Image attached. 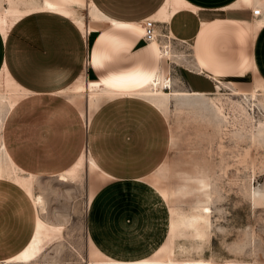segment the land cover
<instances>
[{
  "label": "rangeland",
  "instance_id": "rangeland-1",
  "mask_svg": "<svg viewBox=\"0 0 264 264\" xmlns=\"http://www.w3.org/2000/svg\"><path fill=\"white\" fill-rule=\"evenodd\" d=\"M81 12L86 14L84 9ZM33 18L45 33L40 30L38 36L33 31L26 40L25 62L21 58L23 48L18 47L14 63L33 83L31 87L41 93L34 100H24L7 115L0 136L16 162L37 173L34 194L44 195L46 203L44 209L35 206L15 181L0 179V264H89L87 260L96 257L98 247L89 235L87 202L114 178L85 166L75 179L59 180V173L82 150H91L101 167L119 178L146 176L165 162L164 176L153 183L159 189L187 184L191 192L180 200L172 197V205L185 211L193 205L211 207L210 240L197 249L187 238H177L175 255L179 259L203 258V264H264V95L244 100L231 93L232 85H221L210 96L219 97L224 105L229 115L224 124L209 103L202 108L188 105L181 111L172 103L166 117L137 98L104 100L91 117L81 116L79 107L86 108V99L73 96V104L68 99L70 93L58 90L87 70L88 50L91 53L96 33L92 32L86 43L69 18L49 12L36 13ZM123 25L141 34L135 24ZM244 55L240 54L239 60ZM142 60L126 55V78L144 75L139 64ZM98 72L101 76L107 71ZM174 77L185 86L180 71L174 70ZM254 83L255 76L252 85L234 87L248 92ZM201 175L208 180L209 198L195 187ZM146 178L142 179L150 183L151 177ZM149 188L139 208L142 212L135 215V229L111 231L106 227L103 231L111 256L138 259L164 242L169 231L165 213L169 204L154 187ZM37 213L50 223L62 224L61 236L29 263L7 262V257L29 241Z\"/></svg>",
  "mask_w": 264,
  "mask_h": 264
},
{
  "label": "bare ground",
  "instance_id": "bare-ground-1",
  "mask_svg": "<svg viewBox=\"0 0 264 264\" xmlns=\"http://www.w3.org/2000/svg\"><path fill=\"white\" fill-rule=\"evenodd\" d=\"M252 1L257 4L253 10L260 9L263 12V16H255L254 20L251 19L252 21L250 22L243 21L239 23V29H241L238 33L239 40L244 38V33H249L252 36H255L256 32L264 25V0H238L232 5H240L242 3L251 5ZM183 8L193 10L198 9L197 6L193 5L188 0H165L159 9L150 17L159 24H165L170 20L173 14ZM83 9L86 10V14L91 17L92 22H89L87 15L81 12ZM43 12L55 13L69 18L75 27L82 33L86 42L89 35L93 31H96V25L93 24L94 21L105 22L111 26L135 24L139 31H141V35L144 33L140 21H119L106 14L94 2V0H0V32L2 36L4 39H7L11 29L18 22L27 16ZM206 26V23L203 22V29H205ZM100 35L111 36V34H107L105 31ZM169 36H173L172 33H163L160 39H154L147 44L154 53L157 65L152 69L143 67L145 71L143 76L135 78L131 77L128 79L126 78V75L128 74L126 68L120 73L117 71H109L105 77H100L98 79L88 78L84 73L73 80L72 84L59 91L70 93V100L74 103L75 99L73 96L78 98L84 97L86 99V108H80L82 116L88 114L91 117L93 110L98 107L100 101L103 99L136 97L150 102L166 117L169 115L172 103H174L176 109L180 111L185 110L188 105L197 104L202 108L204 106L207 107V103H209L214 106V110L223 124L224 121H229V115L225 111V107L219 97L210 96L213 95V93L216 94L217 91L204 93L189 90L188 88L181 86L178 79L171 77L163 65L164 61L172 60L174 62L184 63L187 67L194 68L198 72H203L207 65L205 56H210V54H203L196 50L194 59L189 61L186 57H183L181 53L176 52L172 48ZM112 39L115 40V37L110 40ZM203 44L202 41L201 50L206 49ZM98 56L99 53H97L96 49H94L93 52L91 51V53L89 52L88 63L94 64L99 61L96 60ZM212 58L214 59V57ZM216 65H219V63L216 62ZM238 66V75H245L249 70L253 71L255 76L253 88L247 92L238 89L236 86L234 87L232 81H226L218 77V73H220L221 70L216 68L214 70V79H216L217 82L216 90L219 91L221 85H232L231 93L241 96L244 100H248V97L256 98L258 95H264V78L258 74L253 57L249 55L241 56ZM259 91L261 92L258 93ZM30 93H33V91L24 87L16 80L5 61L0 69V127H3L7 115L10 114L16 105ZM206 98L209 100L204 101ZM216 124L217 127L223 126V124ZM171 139L173 144L174 136H172ZM85 166H88L92 171L99 172L103 177H109L106 172L101 170L90 151L89 153H86L85 150H82L76 161L70 167L59 173V180L67 182L75 179L80 175V172ZM166 166L167 164L165 162L159 165L154 172L149 175L151 178L148 180L151 185L157 189L161 197L169 204V231L164 242L150 255L133 260L117 259L97 246L98 249L95 252L96 257L88 259L87 262H89V264H203L206 261L203 258L179 259L175 255L176 241L179 237L187 238L191 241L193 247L197 249L202 248L203 243L210 240L212 210L208 204H200L198 206L193 205L191 206L190 211L183 210L179 205H172L170 203L172 197H178V200H180L182 196L190 194L191 192L189 191L190 188L187 184L172 188L159 189L153 183L155 180L157 181L164 176V170L167 168ZM36 177L37 174L26 172L16 163L6 142L0 136V179L8 178L15 181L30 196L35 206L40 205V207L44 209L46 203L43 197L44 195L34 194V181L37 179ZM207 181L205 175L197 176L196 182L198 184H195V187L197 189H202L209 198L210 194H207L208 191L206 189L209 185ZM91 201L92 200L90 199L88 205H90ZM44 219L37 213L35 228L29 241L18 252L7 257L5 259L7 262L29 263L35 260L45 247L54 241V239L61 236L63 225L60 223H50Z\"/></svg>",
  "mask_w": 264,
  "mask_h": 264
},
{
  "label": "crops",
  "instance_id": "crops-1",
  "mask_svg": "<svg viewBox=\"0 0 264 264\" xmlns=\"http://www.w3.org/2000/svg\"><path fill=\"white\" fill-rule=\"evenodd\" d=\"M164 1L165 0H94V2L106 14L122 22H139L146 17H150L159 9ZM188 1L197 6L198 9H179L173 14L170 20L164 24V26L159 24V27H164L167 34L172 33L173 36H169L172 48L178 53L183 55L186 54L187 57L184 56L187 59L189 58V61L194 59L196 50L203 54H210V56H205L207 67L205 66L203 72H198L196 69L189 66L187 67V65L183 63H177L172 60H167L168 62L164 61L163 65L171 77H174V70H178L180 71L181 81L185 85L181 86L193 91L212 93L216 90L217 85L216 79H214V70L218 68L221 70V72L218 73L219 78L226 81H232L236 85H246L248 83L252 85L254 79V73L252 70L247 71L245 75H238L237 73L239 69V55L245 54L253 57L258 74L264 78V25L256 32L255 36H252L249 33H244V38L240 40L238 39V33L240 32L239 30H241L239 29V23L243 21L250 22L254 20L255 16H263L262 11L260 15L253 14V8L256 7L257 4L252 1L251 5H246L244 3L240 5H232L238 0ZM33 17L34 14L27 16L18 22L11 29L7 39H4L0 32V69L6 61L9 70L16 80L24 87L33 91V93L24 97L16 107L26 99H36L41 93L39 89L31 87L33 83H31L22 72L20 74L19 67L14 63L15 49L18 47L23 48L21 50V58L22 63L25 62V53H27V50L25 51L24 49L29 47V43L26 40L29 39L33 31L36 30L38 36L40 35V30L45 33L39 23L32 21L34 20ZM203 22L208 26H206L207 29H203ZM93 24L96 25V31H93L96 33V38L93 42L91 51L93 52L94 49L97 50L99 56L96 60L99 61L94 64L91 63L92 65H90L87 59L88 66L84 73L88 78L98 79L100 77H105L109 71H117L119 73L124 71L126 68L125 60L127 54H133L134 60L145 59V61L139 63L144 68L152 69L157 65L154 53L148 47L147 43L144 42L141 34L139 35L126 29L123 24L111 26L105 22L95 21ZM103 31L107 34H111V36H101L100 34ZM134 34H137L138 36ZM113 37H115V40H110ZM202 41L204 43L203 45H205V50H201ZM89 52L90 51L88 50V58ZM212 57H214V59ZM216 62H218L219 65H216ZM91 68L92 76L90 75ZM21 69L23 70V66ZM99 69L107 72L100 76L98 72ZM193 79L200 82L196 83ZM58 92L62 91L58 90ZM115 98L132 99L136 97ZM68 99L73 103V101L70 100V97ZM104 100L108 99L101 100L98 107L93 110V112L100 109L102 101ZM148 103L151 104L150 102ZM151 105L154 106L153 104ZM155 108L158 109L157 107ZM79 111L81 114L80 107ZM90 153L101 170L106 172L110 178H114L94 192L93 199L88 207L89 235L100 249L111 255L113 253L106 249V242L104 240L105 232L103 231H105L106 227L111 231L135 229L133 224L135 222V215L142 212L139 208L140 206L142 207L144 195L151 191L149 187L153 188L154 186L143 180H147L146 176H149L151 173L142 177L119 178L103 169L99 164L98 158L94 156L91 150ZM21 168L24 169L23 167ZM24 170L26 172L37 174L32 171H27L26 169ZM155 190L157 191V189ZM167 209L165 213L167 222H169L170 213ZM100 230L102 231L101 234L98 232ZM160 245L161 244H159V246Z\"/></svg>",
  "mask_w": 264,
  "mask_h": 264
},
{
  "label": "built area",
  "instance_id": "built-area-1",
  "mask_svg": "<svg viewBox=\"0 0 264 264\" xmlns=\"http://www.w3.org/2000/svg\"><path fill=\"white\" fill-rule=\"evenodd\" d=\"M254 15H260L261 10L260 9H254L253 10ZM141 25L143 26L144 33L142 35V39L145 43L149 44L150 41H153L154 39H160L162 37V34L159 33V31L164 30L165 28L159 27V23L152 19L151 17H146L142 19ZM166 32V31H165Z\"/></svg>",
  "mask_w": 264,
  "mask_h": 264
}]
</instances>
